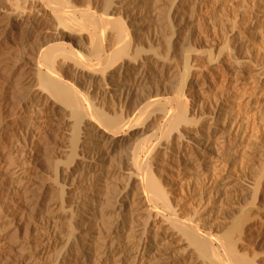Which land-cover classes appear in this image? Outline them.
Segmentation results:
<instances>
[{
    "label": "bare ground",
    "instance_id": "1",
    "mask_svg": "<svg viewBox=\"0 0 264 264\" xmlns=\"http://www.w3.org/2000/svg\"><path fill=\"white\" fill-rule=\"evenodd\" d=\"M168 3L0 0V178L17 205L9 215L0 209V264H131L140 249L159 248H150L155 236L142 246L144 234L130 245L138 203L204 264H256L238 255L233 241H220L195 211L183 214L164 184L167 160L191 141L188 128L201 115H191L184 88L188 58L180 74L175 69L188 39L179 43L169 31L186 14ZM5 113L13 130L25 131L34 155L27 146L17 151L21 140L13 143ZM20 221L23 235H42L31 248L16 236ZM160 253L150 254L151 264L168 260Z\"/></svg>",
    "mask_w": 264,
    "mask_h": 264
},
{
    "label": "rangeland",
    "instance_id": "2",
    "mask_svg": "<svg viewBox=\"0 0 264 264\" xmlns=\"http://www.w3.org/2000/svg\"><path fill=\"white\" fill-rule=\"evenodd\" d=\"M178 1L169 0L168 6L171 5V11L176 7L186 16L181 17V20L179 17L178 20L174 19L175 26L173 25L169 31L177 32L175 36L178 37L179 43L183 39H188L187 43L184 42L190 44L186 46L184 42L178 44L189 48L178 47L179 54H176L179 59L176 60L179 63L175 69L181 71L179 67L180 69L183 67V59L188 58L190 74L188 73L184 88L188 94L191 115H194L192 117L197 120L201 115L197 123L195 122L196 125L188 128L191 141L188 140L180 145L181 148L176 145L179 147H176L179 156L173 153L171 154L173 157L167 160L168 166L163 181L168 182L164 184L167 190L169 189V197L173 198L172 202L178 203L177 207H180V210L183 209L181 210L183 214H190L188 210H191V214L194 215L195 211L194 216L200 218L203 226L209 227L220 241H233L237 254L244 253L243 256L246 255L248 259L250 257L254 263L264 264V0H181L182 5ZM174 2H177L178 6ZM192 5L193 9L190 7ZM187 10L193 13L190 15ZM1 80L0 82L4 83ZM2 90L3 84L0 88L2 92L0 96L3 95ZM6 117L5 113L4 120L9 121L10 125L13 124V118ZM12 127L14 126L10 127L13 130ZM17 129L20 131L19 128L14 129L13 143L21 141L16 150L21 152V146H25L24 148L27 146V151L33 149L31 154L34 155V146H31L30 142L27 143L29 139L24 134L25 131H20L24 134L22 135L17 133L19 132ZM189 147H193L192 149L198 152L197 156H199L190 155ZM14 149L9 152H13ZM31 154L27 155L30 159L33 158ZM1 179L0 207L2 208L0 209L2 214L9 215L17 207L16 196L9 194L8 183ZM253 191L255 194H252ZM254 195L256 198L253 199ZM138 204L139 208L136 206L137 211L133 213L134 219L138 221L132 224V228L137 229L136 235L130 233L129 237L136 240L144 234L141 240L144 246L152 242L155 236L154 244L150 248L152 249L154 245V248L157 246L161 251L157 248H155L158 250L156 253L154 249L147 251L140 249L137 259L131 264H151L153 256L163 251L165 254H162L167 256L168 260L156 264L202 263L203 259L200 260V257L192 251L194 249L187 246L185 241L178 239L179 236L167 237L163 234L165 225L162 220L154 216L147 219L142 210L144 206ZM20 223V228H24L23 221ZM23 230L16 236L20 237V242L26 247H23L24 249L33 246L30 243L34 238L42 239V235L37 230L30 231L28 235L30 239L23 235ZM133 240L132 242L128 240L131 246L138 243ZM141 252L146 256L142 257ZM152 252L155 254L153 255ZM230 261L232 262L233 259L230 258Z\"/></svg>",
    "mask_w": 264,
    "mask_h": 264
}]
</instances>
